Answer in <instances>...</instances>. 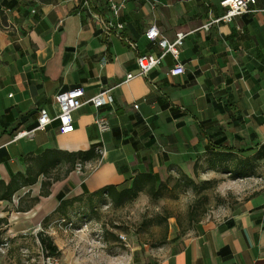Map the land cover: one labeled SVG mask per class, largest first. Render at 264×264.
I'll use <instances>...</instances> for the list:
<instances>
[{
	"label": "crops",
	"instance_id": "0c3cea01",
	"mask_svg": "<svg viewBox=\"0 0 264 264\" xmlns=\"http://www.w3.org/2000/svg\"><path fill=\"white\" fill-rule=\"evenodd\" d=\"M219 1L131 0L113 21L123 24L121 40L113 32L104 38L93 17L109 16L103 0L2 1L15 32H0V182L25 175L31 160L47 150L72 154L94 148L100 158L83 170L77 164L66 176L67 164L48 169L10 201L0 200V245L8 242L0 264H22V252L30 264H39L42 225L65 264H264L263 161L254 172L258 187L236 199L222 218L200 221L182 236L171 226L163 245L132 251L143 248L141 254L116 256L108 233L102 248L93 245L94 234L77 231L83 220L72 213L87 206L89 194L110 185L129 187L137 174L163 182L178 172L191 178L209 164L219 172L213 153L245 160L264 145V0H257L256 12L216 24L224 13ZM151 26L170 43L179 33L185 36L179 55L185 74L170 77L174 63L167 56L147 79L126 81L137 74V54L158 53L145 37ZM72 89L83 90L82 101L111 90L113 103L99 110L109 132L99 133L94 109L85 105L72 114L70 134H60L53 122L45 131L14 139L36 126L41 111L53 118L54 96ZM56 176L48 195L40 197L42 182ZM73 198L82 201L65 215L56 212L61 201ZM62 217L72 228L58 225Z\"/></svg>",
	"mask_w": 264,
	"mask_h": 264
},
{
	"label": "rangeland",
	"instance_id": "374dc122",
	"mask_svg": "<svg viewBox=\"0 0 264 264\" xmlns=\"http://www.w3.org/2000/svg\"><path fill=\"white\" fill-rule=\"evenodd\" d=\"M2 1L0 0V7H3ZM7 14L8 12L4 11L5 18ZM2 31L9 32L11 36L15 32L7 21ZM233 164L229 163L230 168ZM256 168L254 172L257 171ZM191 178L196 184V189L188 186L181 174H172L170 182L160 191V198L157 200L142 195L135 202L117 210L112 209L103 200L81 208L88 219L102 225L104 231L111 234V240L115 244L109 247V250L114 252L115 249L116 256L127 257L143 253V248L141 251L132 252L134 248L145 246L155 249L166 243L171 226L178 228L179 232L191 233L196 224L189 223L188 212L194 203H198L195 214L199 222L222 218L231 205L236 203V199L251 195L259 183L257 173L246 179L232 180L229 175H222L220 172L212 174L206 169ZM202 186L205 189H202ZM168 215L171 218L161 225L154 223L156 218L163 219ZM119 235L124 236L125 241H121Z\"/></svg>",
	"mask_w": 264,
	"mask_h": 264
},
{
	"label": "built area",
	"instance_id": "2783aa9c",
	"mask_svg": "<svg viewBox=\"0 0 264 264\" xmlns=\"http://www.w3.org/2000/svg\"><path fill=\"white\" fill-rule=\"evenodd\" d=\"M131 0H103L106 10L109 14L105 21L101 20L98 16H93L100 31L104 38L109 39L113 36L119 40L123 39L121 33L123 31V24L117 21L119 14L124 10L126 4ZM84 4L88 0H83ZM257 4V0H220L219 7L224 10V13L221 14L218 18L214 19L212 23H229L233 18L239 17L245 14L254 13L256 10L253 9ZM209 23L202 28L208 30L210 25ZM10 26L8 25L7 28ZM13 29V28H12ZM14 30V29H13ZM146 39L151 42L158 50V53H146V54H137L136 55V66L137 74L132 75L128 74L126 76V81L131 80L135 77L146 78L148 75L160 66L164 59L167 56H170L173 60V66L170 68L168 75L170 77L176 78L183 76L185 74L184 66L179 62L180 48L183 43L184 35L179 33L176 35L173 42H168L159 32L155 26H151L147 29L145 33ZM127 46L130 50L136 52L137 46L135 43L126 41ZM111 90H102L94 97L82 101L83 90L82 89H72L64 92H59L54 96V103L58 108V113L50 118L45 111H41L37 118L36 126L30 131H21L18 132L14 139H21L28 136H31L34 132H42L47 129L53 122H57L59 127L60 134H70L74 131L72 114L78 111L85 105H90L94 109V124L97 127V130L100 134H104L110 131V124L107 118L99 114V110L105 105H111L113 103V98L110 93ZM137 109V106H134ZM91 223L83 222L80 228L77 231L90 232L94 234V239L91 241L93 245H97L99 248L103 247L102 242V229L99 224L94 223L95 225L89 227ZM58 225L67 226L72 228V224L67 223L65 220H61ZM38 232H44L42 226L38 227ZM118 238L121 241H125V237L119 235ZM8 242L4 241L0 245V253H4L7 249ZM22 264H30L28 254L26 252L21 253ZM39 264H65L58 257L47 256L42 253L40 254Z\"/></svg>",
	"mask_w": 264,
	"mask_h": 264
},
{
	"label": "trees",
	"instance_id": "16d2710c",
	"mask_svg": "<svg viewBox=\"0 0 264 264\" xmlns=\"http://www.w3.org/2000/svg\"><path fill=\"white\" fill-rule=\"evenodd\" d=\"M40 1L45 2L46 0ZM3 14L4 10L1 6L0 32L6 26V18ZM1 135L2 132L0 131V136ZM213 155L214 162H216L221 167V170L219 172L222 175H229L231 176L232 180L246 179L254 174V170L257 167H255L257 161L264 162V145L256 151L252 158L245 160L234 158L232 153H213ZM99 158L100 155L98 152H96L94 148H91L86 152H77L72 154L62 153L57 150H47L42 153L39 157L31 160L32 165L28 166L25 175L16 174L11 178L10 182L7 185L0 182V200L10 201L13 194L20 190L22 187L33 185L34 183H36L40 174L45 177L48 169H54L56 167L59 168L63 164H67L68 167L64 173V176H66L69 172L73 171L76 168L77 164H79L81 170H83L85 163L97 161L99 160ZM207 161H210V158H208ZM231 162L234 163L232 168H230L229 165V163ZM34 167L37 168V171L35 173L33 171ZM208 169L217 172L216 169L210 164L208 166ZM178 174H181L183 180L188 186L192 187L193 189H196V184L194 183L192 178L182 174L181 172H178ZM59 179L60 177L56 176L51 180L42 182L39 196L46 197L48 195V189L51 186L52 182L58 181ZM170 180L171 176H169L165 181L161 182L159 181L158 177L154 174H137L133 177L131 185L129 187H117L112 185L103 187L100 190L86 196L85 203L90 206L94 202V198H96L97 200H103L108 203V205H110L112 209H119L135 202L142 195H145L152 200H157L158 198H160V191L162 189H165L166 185H168ZM202 189H205V187L202 186ZM81 201L82 198L63 200L60 202L56 212L61 215H65L68 208L72 207L73 204ZM36 202L37 198L31 200V204H34ZM197 204L198 203H194V205L191 206L188 212L189 223H192L193 225L199 223V220H197L195 214V211L198 209ZM72 213L79 214L83 222L97 224V222H93V220L87 218L86 214L83 212V208H77ZM169 218H171V216L169 215L163 219L156 218L157 220H155L154 223L156 225H161L162 223L166 222ZM63 219L67 221L65 217ZM100 226L103 232V241L105 240L106 232L104 231L103 226ZM42 229H44L43 225ZM184 234L185 232H179L180 236ZM37 239L39 241L43 254L47 256L59 257V251L48 235H46L44 232H38Z\"/></svg>",
	"mask_w": 264,
	"mask_h": 264
}]
</instances>
